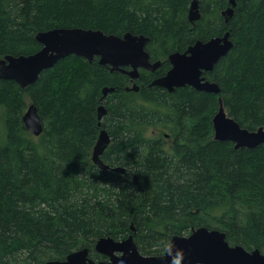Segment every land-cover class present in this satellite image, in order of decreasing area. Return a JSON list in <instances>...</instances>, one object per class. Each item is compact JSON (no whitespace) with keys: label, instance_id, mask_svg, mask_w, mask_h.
<instances>
[{"label":"trees","instance_id":"16d2710c","mask_svg":"<svg viewBox=\"0 0 264 264\" xmlns=\"http://www.w3.org/2000/svg\"><path fill=\"white\" fill-rule=\"evenodd\" d=\"M190 2L0 0V58L38 52L39 32L83 28L144 35L150 60L162 61L136 81L98 58L75 55L26 88L0 79V264H47L83 248L105 261L97 240L131 235L143 255H164L155 247L159 240L200 226L264 253V144L235 149L214 139L212 123L221 97L241 127H264V0H236L228 23L222 12L230 0H200L195 25L188 20ZM228 31L233 49L204 73L219 95L151 86L171 69V54ZM134 83L139 92H126ZM105 87L116 91L106 98L99 125ZM30 104L43 121L38 137L23 123ZM149 128L160 136L153 131L149 138ZM102 129L112 138L102 159L124 174L92 161Z\"/></svg>","mask_w":264,"mask_h":264},{"label":"water","instance_id":"95a60500","mask_svg":"<svg viewBox=\"0 0 264 264\" xmlns=\"http://www.w3.org/2000/svg\"><path fill=\"white\" fill-rule=\"evenodd\" d=\"M236 6V0H230V6L222 12L227 23L232 18ZM201 16L200 0H192L188 13L189 21L195 24ZM36 40L42 45L38 52L0 58V79L15 81L22 88H26L34 84L44 71L54 68L58 62L71 55L82 57L89 62L98 58L102 66L108 67L111 72L125 74L132 81L140 78V69L156 72L162 66L161 61L150 60L146 51L149 38L131 32L117 36L93 29L54 28L39 32ZM233 47L234 42L229 31L206 42L199 40L186 52L171 54V69L165 76L156 78L151 85L162 87L170 93L177 88L190 86L199 92L219 95V85L209 81L204 73L212 72ZM125 90L139 92L140 87L134 83ZM115 91V88L103 89L102 104L98 108L99 125H102V120L108 113L104 102L108 95ZM23 123L27 131L34 136L38 137L43 133V121L35 104H30L27 108ZM212 123L214 139L232 142L235 149L251 150L264 144V127L254 131L241 127L228 115L221 97ZM111 142L109 132L102 129L93 149L92 161L102 170L124 174V168H112L102 159ZM132 229L135 230L133 226ZM171 241L183 250V264H264V253L261 250L248 251L240 245L232 246L226 240L224 232L205 226L194 229L188 236L174 235ZM95 250L108 260L96 262L90 257V249L83 248L70 253L65 260H49L47 264H169V258L165 255H143L133 235L123 240L99 238Z\"/></svg>","mask_w":264,"mask_h":264},{"label":"clouds","instance_id":"9594fccd","mask_svg":"<svg viewBox=\"0 0 264 264\" xmlns=\"http://www.w3.org/2000/svg\"><path fill=\"white\" fill-rule=\"evenodd\" d=\"M155 247L162 250V253L169 258V264H183L185 254L172 241L161 239L155 244Z\"/></svg>","mask_w":264,"mask_h":264},{"label":"flooded vegetation","instance_id":"af4514ba","mask_svg":"<svg viewBox=\"0 0 264 264\" xmlns=\"http://www.w3.org/2000/svg\"><path fill=\"white\" fill-rule=\"evenodd\" d=\"M192 1V0H191ZM190 4H191V2H190ZM189 9H190V5H189ZM189 9H188V13H189ZM189 20V19H188ZM191 23V22H190ZM192 24V23H191ZM195 24H196V22H195ZM194 24V25H195ZM206 42V41H205ZM187 51V50H186ZM186 51H184V52H186ZM184 52H182V53H184ZM168 60H169V57H168ZM161 61V60H160ZM162 62V61H161ZM127 69H129V68H127ZM141 70H144V69H140V71ZM148 71V70H147ZM131 79V78H130ZM136 81V80H135ZM152 84V83H151ZM138 85V84H137ZM152 86V85H151ZM129 87V86H128ZM127 88V87H126ZM178 89V88H177ZM176 90V89H175ZM174 90V91H175ZM168 91V90H167ZM169 92V91H168ZM170 93V92H169ZM173 93V92H172ZM107 115V114H106ZM157 132L155 131L154 132V135L156 136V137H159L160 136V132H159V134H157ZM163 139L165 140V141H167L168 143H171V140H172V135L170 134V133H163ZM133 232H135V230L133 231ZM134 237V236H133ZM229 243V242H228ZM230 244V243H229ZM231 245V244H230ZM232 246H236V245H232ZM248 251H250V250H248ZM251 251H253V250H251Z\"/></svg>","mask_w":264,"mask_h":264},{"label":"rangeland","instance_id":"374dc122","mask_svg":"<svg viewBox=\"0 0 264 264\" xmlns=\"http://www.w3.org/2000/svg\"><path fill=\"white\" fill-rule=\"evenodd\" d=\"M153 131H155V130H151V128H149V130H148V132H147V136L149 137V138H151L152 136H154L153 135ZM158 131V130H157ZM157 135V134H156Z\"/></svg>","mask_w":264,"mask_h":264}]
</instances>
